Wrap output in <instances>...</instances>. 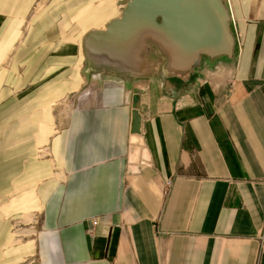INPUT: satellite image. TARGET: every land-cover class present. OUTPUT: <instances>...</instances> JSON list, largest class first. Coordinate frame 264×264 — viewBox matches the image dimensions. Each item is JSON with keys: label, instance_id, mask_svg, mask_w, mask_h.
I'll use <instances>...</instances> for the list:
<instances>
[{"label": "crops", "instance_id": "obj_1", "mask_svg": "<svg viewBox=\"0 0 264 264\" xmlns=\"http://www.w3.org/2000/svg\"><path fill=\"white\" fill-rule=\"evenodd\" d=\"M126 1L0 0V264H264V0L146 76L83 46Z\"/></svg>", "mask_w": 264, "mask_h": 264}, {"label": "water", "instance_id": "obj_2", "mask_svg": "<svg viewBox=\"0 0 264 264\" xmlns=\"http://www.w3.org/2000/svg\"><path fill=\"white\" fill-rule=\"evenodd\" d=\"M231 23L228 0H127L105 29L87 33L83 46L90 56L124 74L146 76L158 68L186 74L203 59L233 58ZM154 48L164 57L155 56ZM174 56H179L175 63ZM138 122L134 110V133Z\"/></svg>", "mask_w": 264, "mask_h": 264}, {"label": "built area", "instance_id": "obj_3", "mask_svg": "<svg viewBox=\"0 0 264 264\" xmlns=\"http://www.w3.org/2000/svg\"><path fill=\"white\" fill-rule=\"evenodd\" d=\"M228 4H229V0H228ZM230 8V5H229ZM231 12V9H230ZM232 22H233V18H232ZM91 226L94 227L95 225H97L98 221L97 219H93L90 221ZM92 227L90 229H92ZM257 241H258V247H259V251L262 252L264 249V220H263V225H262V229L259 233V235L257 236Z\"/></svg>", "mask_w": 264, "mask_h": 264}, {"label": "rangeland", "instance_id": "obj_4", "mask_svg": "<svg viewBox=\"0 0 264 264\" xmlns=\"http://www.w3.org/2000/svg\"><path fill=\"white\" fill-rule=\"evenodd\" d=\"M44 1V0H43ZM56 23H54V25H55ZM29 25H30V23L28 22V20L27 21H24L23 23H22V26H21V37L19 38V41H18V43L17 44H19V43H21V41H22V39H23V37H24V35H25V32H26V30L27 29H29ZM53 25V26H54ZM153 54L155 55V56H163V54H162V52L159 50V49H157V48H154V52H153ZM164 57V56H163ZM154 58V61L153 62H155L156 60H157V58L156 57H153ZM8 61V60H7Z\"/></svg>", "mask_w": 264, "mask_h": 264}, {"label": "bare ground", "instance_id": "obj_5", "mask_svg": "<svg viewBox=\"0 0 264 264\" xmlns=\"http://www.w3.org/2000/svg\"><path fill=\"white\" fill-rule=\"evenodd\" d=\"M178 58H179V56H174V57H173V61H172V62H173V63H175L176 61H178V60H179ZM182 65H183V64H182Z\"/></svg>", "mask_w": 264, "mask_h": 264}]
</instances>
